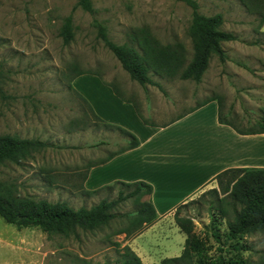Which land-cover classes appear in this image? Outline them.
Segmentation results:
<instances>
[{"label": "rangeland", "instance_id": "374dc122", "mask_svg": "<svg viewBox=\"0 0 264 264\" xmlns=\"http://www.w3.org/2000/svg\"><path fill=\"white\" fill-rule=\"evenodd\" d=\"M78 1L0 0V74L7 96L0 100V136L45 143L26 160L0 167V181L15 185L18 196L63 202L77 210L90 208L102 199H116L120 189L128 191L117 186L93 196L84 193L99 183L97 180L85 186L89 167L127 144L118 131L104 128L79 97L86 94L93 100H104L98 91L99 82L116 90L117 96L135 100L138 107L145 105L142 112L152 122L165 124L217 98L221 116L227 122L241 130L256 127L264 96V25L259 26V17L250 6L240 0H195L200 14H221L223 30L236 40L222 44L226 60L221 63L213 56L198 84L149 72V78L161 86L163 93L154 86L144 89L129 78L98 38L93 22L102 24L116 45L139 51L134 37L146 30L160 44H179L190 56L191 9L176 0H91L92 13H88L76 7ZM256 1L264 6V0ZM68 16L73 37L64 45L60 32ZM75 72H88L94 83H74L76 77L70 83ZM213 189L217 194L211 192ZM219 199L222 203L217 202ZM224 200L225 195L215 183L180 208L179 216L192 220V235L202 242V256L208 260L221 254L218 248H226L222 247L226 224L218 206L229 216L231 212ZM136 209L128 200L115 209L126 217L93 232L78 230L77 236L70 237L48 236L37 228L17 229L0 219V264H120L124 246L143 264H160L163 259L179 257L186 235L175 224V212L156 218L140 234L127 237L122 230ZM212 216L218 239L211 235ZM238 242L247 250L222 256L244 264H260L264 235H245Z\"/></svg>", "mask_w": 264, "mask_h": 264}, {"label": "trees", "instance_id": "16d2710c", "mask_svg": "<svg viewBox=\"0 0 264 264\" xmlns=\"http://www.w3.org/2000/svg\"><path fill=\"white\" fill-rule=\"evenodd\" d=\"M176 1L184 3L191 9L192 17L188 28V37L191 42L190 56L186 55L183 47L179 44L174 46L160 44L146 30H140L138 35L134 37L139 51L133 47L116 45L109 39L106 28L96 21L93 22L97 30V36L104 46L118 60L121 68L128 74L129 78L144 89L146 86H154L163 92L161 86L149 78V72L161 78H177L182 81L190 80L197 84L200 83L213 56H216L221 63L226 60L227 56L222 49V44L236 40L232 33L223 30V17L221 14L204 16L199 13L195 0ZM240 1L244 2L245 6H250L254 14L259 17V26L264 25L263 4L256 0L249 3H247V0ZM76 7H80L85 12L92 13L91 0H79ZM60 36L64 45H68L71 42L73 33L70 16L64 20ZM83 74H88V72H75L69 80L70 83L75 77ZM1 80L0 74V100H4L7 96L3 90ZM113 91L118 95L116 90L113 89ZM79 97L87 105L93 117L99 120L104 128L118 131L119 134L127 139L125 147L110 154L102 162L90 166L89 169L104 164L114 156L132 150L139 145L138 139L133 134L99 119L84 98ZM262 100V114L255 123L256 127L241 130L221 116L220 103L216 98L218 103V122L230 126L241 135L262 134L264 133V96ZM205 103L206 101L201 105ZM143 122L147 123L144 120ZM44 147L45 143L38 140L1 135L0 167L7 163L18 164L29 158L33 152ZM85 179L86 176L84 181ZM215 180L221 194L225 195L224 201L226 203L224 206H226L225 208H229L231 212V216H229L226 209L224 210L222 206H218L220 217L225 220L226 224L224 240L226 243L224 242L222 245V247L226 246V248H218L221 254L215 259L208 260L205 258V255L202 256L203 244L192 235V220L179 216L180 208L184 207V204L180 205L174 214L175 224L180 232L186 235L184 248L179 257L163 259L160 264H244V262L239 260H226L222 254L230 251L239 253L242 250H247L238 242L242 236L257 233L264 235V169H228L218 174ZM117 186L128 189V191L124 192L120 189L116 199L110 201L102 199L90 208L81 207L74 210L63 202L51 203L45 200L20 197L17 194L15 185L0 181V219L6 224L15 226L17 229L37 228L48 236H77L78 230L93 232L108 226L115 219L126 217L116 213L115 209L119 204L132 200L137 207L136 214L130 219L128 226L122 230V233L127 237L140 234L145 228L151 226L157 218L150 200L141 201L143 197L151 195L152 187L149 184L143 182H115L96 190L85 191L84 193L88 196H93L101 191H111ZM211 192L217 194L216 189L211 190ZM220 200H217V202L222 203ZM214 222L215 218L212 216L210 221V225L212 226L211 235L215 239H218V229L214 227ZM229 242L232 244L226 245ZM194 257L197 259L193 260ZM120 264L143 263L128 246H124L120 254ZM260 264H264V258Z\"/></svg>", "mask_w": 264, "mask_h": 264}, {"label": "crops", "instance_id": "0c3cea01", "mask_svg": "<svg viewBox=\"0 0 264 264\" xmlns=\"http://www.w3.org/2000/svg\"><path fill=\"white\" fill-rule=\"evenodd\" d=\"M87 76L76 77L74 83L93 84L94 78ZM98 86L104 100L83 94L84 100L99 119L130 132L139 145L91 167L84 184L99 183L87 191L115 182L149 184L148 200L157 218H163L217 183L215 177L228 169H264V133L241 135L220 124L216 99L164 124L146 117L145 105L140 108L135 100L115 95L112 87L101 82Z\"/></svg>", "mask_w": 264, "mask_h": 264}]
</instances>
